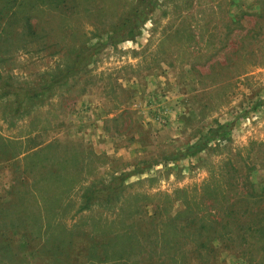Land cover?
I'll return each mask as SVG.
<instances>
[{"label":"rangeland","instance_id":"374dc122","mask_svg":"<svg viewBox=\"0 0 264 264\" xmlns=\"http://www.w3.org/2000/svg\"><path fill=\"white\" fill-rule=\"evenodd\" d=\"M14 1V26L0 16V264H264L259 241L197 252L195 231L161 225L208 212V179L237 200L264 193V0Z\"/></svg>","mask_w":264,"mask_h":264},{"label":"trees","instance_id":"16d2710c","mask_svg":"<svg viewBox=\"0 0 264 264\" xmlns=\"http://www.w3.org/2000/svg\"><path fill=\"white\" fill-rule=\"evenodd\" d=\"M2 1H4V3L0 6V16L5 17L4 24H9V26L13 27L14 25H12L11 22L14 23L17 16L14 4L15 1ZM146 3V6L152 5L151 0H148ZM142 17L143 13H139L131 19H128L125 25L127 26L128 24L129 29L133 30L137 27L138 23L141 22ZM121 27L122 28L116 32H112L108 35L105 43L110 44L111 42L122 40L123 28H125L124 24H122ZM87 54L88 52L76 56L72 62V66L68 67L63 74L59 76H68L77 72L81 62H84ZM59 76H56L52 83H59ZM50 85L51 84H47L41 89L47 88ZM228 126V123H224L207 128L204 134L198 136L197 139L188 146L187 150L198 151L203 149L210 140L218 138L220 133L226 130ZM227 185L230 186V184H226V186ZM216 186H218L217 182L208 179L198 187L202 193L210 197L209 202L203 204L205 208L209 209L208 212L205 210L203 213H199L198 211L195 212L190 210L189 215H187L188 221L187 218L185 219L187 222H161V225H163V227L164 224L167 225L169 223H171L170 225L174 223L186 225V227H184L185 229L177 230L178 233L179 231H195L198 239H196L194 247L197 252L211 249L210 246L214 242L223 244L224 248L238 254V256L241 254L245 256L248 255L251 249H253L250 247L254 245L255 241H259V246L257 248H264V193L247 191L241 193V195H239L240 199L237 200L234 199V197H228L227 193L225 195L216 193ZM210 193L215 194L216 197ZM185 203L186 202H184V205ZM184 209L185 211L187 210L186 207ZM217 222L219 223L218 225H213ZM173 228L175 229L174 226ZM216 230L219 232H216ZM201 231L203 232L202 235H200ZM160 234L163 235L161 229ZM101 247L102 258H106L107 255L104 243H102ZM176 251L175 254L182 253L179 250ZM247 251L249 252L244 254V252Z\"/></svg>","mask_w":264,"mask_h":264}]
</instances>
